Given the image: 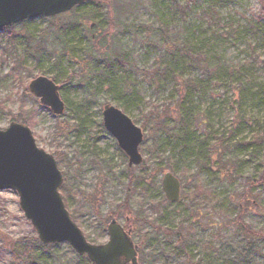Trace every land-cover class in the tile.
<instances>
[{
  "label": "rangeland",
  "instance_id": "rangeland-1",
  "mask_svg": "<svg viewBox=\"0 0 264 264\" xmlns=\"http://www.w3.org/2000/svg\"><path fill=\"white\" fill-rule=\"evenodd\" d=\"M260 6V0H94L56 19L15 23L11 39L0 28V129L32 111L35 143L55 158L60 195L87 241L104 243L115 218L138 246L136 264H189L188 257L190 264H264ZM36 75L59 85L62 114L24 92ZM107 103L142 129L144 166H128L104 127ZM166 171L181 183L171 204L163 203ZM130 175L148 179L147 189L129 193ZM184 218L192 232L182 244L167 227ZM241 221L256 232L251 248ZM15 246L30 251L25 260L15 259ZM0 264L91 263L67 242L43 244L16 190L3 189Z\"/></svg>",
  "mask_w": 264,
  "mask_h": 264
},
{
  "label": "water",
  "instance_id": "water-1",
  "mask_svg": "<svg viewBox=\"0 0 264 264\" xmlns=\"http://www.w3.org/2000/svg\"><path fill=\"white\" fill-rule=\"evenodd\" d=\"M91 0H0V28L38 16H54ZM44 107L54 115L65 109L59 85L52 79L37 75L27 86ZM104 127L116 138L128 157V165H139V145L143 131L120 108L112 104L102 107ZM63 182L53 155L39 148L28 125L10 121L0 129V190L14 189L27 219L44 244L67 242L79 255H86L91 264H136L137 245L130 232L111 219L106 225L108 239L94 244L87 241L72 220L59 192ZM180 180L170 171L161 179L165 198L175 202L180 196Z\"/></svg>",
  "mask_w": 264,
  "mask_h": 264
},
{
  "label": "trees",
  "instance_id": "trees-1",
  "mask_svg": "<svg viewBox=\"0 0 264 264\" xmlns=\"http://www.w3.org/2000/svg\"><path fill=\"white\" fill-rule=\"evenodd\" d=\"M93 1L85 2L83 4L91 3ZM95 3H97V2H95ZM260 3H261L260 14H258V18L261 19V18H264V0H260ZM60 16L61 15L59 14V15L51 16L49 18L50 19H56V18H59ZM7 30H8L7 35L11 39L14 36V32L11 28V25L7 26ZM97 43H99V41ZM190 81H195V80H190ZM24 92H26V93L28 92L27 87L24 88ZM33 118L34 117H33L32 111H30V110L28 112H21L20 111L16 116L11 118V121H18V122L24 123L30 127L33 125V122H32ZM160 145H161V143H159V146ZM140 165L144 166L145 161L144 162L142 161V163ZM129 170H130V168H129ZM148 178H150V176ZM147 182H148V179H143V177H140V176H131L130 175V184L128 185L129 193H130V191L134 190L133 188L135 186L138 187L139 189H143V187H141L143 184H144L145 189H147ZM261 182H264V173L259 178V182H257V184L261 183ZM163 203L164 204H166V203L171 204V203H175V202H169L166 200V198H163ZM157 207L159 208V204H157ZM150 208L155 210V207H150ZM189 219L190 218H188V219L184 218V220L182 222H180L179 226L177 225L178 227L177 226L167 227V233L168 234L169 233L173 234L175 232V235L177 237L176 242H181L182 244L185 243L188 236L191 234L192 226L189 222ZM238 224H239V231H241L243 233V235L246 236V238L248 239V241H247L248 242L247 243L248 248H251V246L253 245V238H256V232L252 228H250L248 225H246L243 221L238 222ZM176 228H177V230H176ZM13 250H14V254H15V259H17V261L25 260V258H24L25 254L27 252H28V254L30 253L29 250H26L25 246H23L22 248H20L19 246H15V248ZM202 261L203 260L200 261V264H203ZM191 262L192 261H191L190 257H188V263L190 264Z\"/></svg>",
  "mask_w": 264,
  "mask_h": 264
},
{
  "label": "flooded vegetation",
  "instance_id": "flooded-vegetation-1",
  "mask_svg": "<svg viewBox=\"0 0 264 264\" xmlns=\"http://www.w3.org/2000/svg\"><path fill=\"white\" fill-rule=\"evenodd\" d=\"M130 232V231H129Z\"/></svg>",
  "mask_w": 264,
  "mask_h": 264
}]
</instances>
